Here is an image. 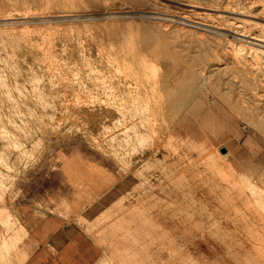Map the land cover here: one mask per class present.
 Wrapping results in <instances>:
<instances>
[{
	"label": "rangeland",
	"instance_id": "rangeland-1",
	"mask_svg": "<svg viewBox=\"0 0 264 264\" xmlns=\"http://www.w3.org/2000/svg\"><path fill=\"white\" fill-rule=\"evenodd\" d=\"M251 2L0 0V264L34 250L35 208L82 226L92 264H264Z\"/></svg>",
	"mask_w": 264,
	"mask_h": 264
},
{
	"label": "crops",
	"instance_id": "crops-1",
	"mask_svg": "<svg viewBox=\"0 0 264 264\" xmlns=\"http://www.w3.org/2000/svg\"><path fill=\"white\" fill-rule=\"evenodd\" d=\"M35 208L21 217L34 250L23 264H92L98 247L78 223Z\"/></svg>",
	"mask_w": 264,
	"mask_h": 264
},
{
	"label": "bare ground",
	"instance_id": "bare-ground-1",
	"mask_svg": "<svg viewBox=\"0 0 264 264\" xmlns=\"http://www.w3.org/2000/svg\"><path fill=\"white\" fill-rule=\"evenodd\" d=\"M98 1H99V0H98ZM228 1H230V0H228ZM250 1H251V0H250ZM254 1H255V0H253V2H254ZM256 1H257V0H256ZM171 2H172V1H171ZM248 2H249V1H248ZM253 2H251L250 4H253ZM225 3H226V2H225ZM229 3H230V2H229ZM229 3H227V4L229 5ZM188 4H189V3H188ZM261 4H262V3H261ZM183 5H184V3H183ZM190 5H191V3H190ZM193 5H194V4H193ZM228 5H227V6H228ZM234 5H235V4H234ZM188 6H189V5H188ZM207 6H209V5H207ZM215 6H216V5H215ZM225 6H226V5H225ZM237 6H238V5H237ZM255 6H256V5H255ZM211 7H212V6H211ZM216 7L219 8L218 6H216ZM228 7H230V6H228ZM201 8H202V7H201ZM207 8H208V7H207ZM220 8H221V7H220ZM235 8H236V7H235ZM235 8H233V9L235 10ZM210 9H211V8H210ZM260 9H261V10H260V13H263V14H264V6H260ZM197 10H198V9H197ZM204 10H205V9H204ZM215 10H216V9H215ZM215 10H214V11H215ZM217 10L219 11L220 9H217ZM226 10H227V9H226ZM226 10H225V9H223V10L221 9L220 11L223 12V11H226ZM234 10H233V13H234ZM238 10H239V13H240V10H241V9H237V11H238ZM210 11H211V10H210ZM210 11H208V12H210ZM218 11H217V12H218ZM220 11L218 12L219 14H220ZM228 11H229V10H228ZM242 11H243V10H242ZM242 11H241V12H242ZM249 11H250V10H249ZM254 11L256 12V9H255ZM257 11H258V10H257ZM204 12H206V11H204ZM208 12H207V14H208ZM230 12H231V11H230ZM235 12H236V11H235ZM245 12H246V9L244 10V13H245ZM139 13H140V12H139ZM153 13H155V12H153ZM228 13H229V12H228ZM239 13H237V14L239 15ZM244 13H241V14L243 15ZM102 14H103V13H102ZM104 14H105V13H104ZM204 14H205V13H204ZM210 14H211V13H210ZM231 14H232V12H231ZM263 14H262V15H263ZM67 15H68V14H67ZM71 15H72V14H71ZM75 15H76V14H75ZM90 15H91V14H90ZM162 15H163V14H162ZM162 15H161V16H162ZM244 15H245V14H244ZM255 15H256V13H255ZM255 15H254V16H255ZM9 16H10V15H9ZM26 16H27V15H25L24 18H25ZM63 16H65V15H63ZM68 16H69V15H68ZM94 16H95V15H94ZM182 16H185V15H182ZM224 16H225V15H224ZM247 16H250V15L248 14ZM251 16H252V15H251ZM256 16H258V14H257ZM256 16H255V17H256ZM263 16H264V15H263ZM7 17H8V16H7ZM22 17H23V16H22ZM56 17H57V16H56ZM150 17H151V16H150ZM155 17H156V16H155ZM165 17H168V16H165ZM165 17H164V18H165ZM172 17H173V16H172ZM186 17H187V14H186ZM238 18H239V17H238ZM238 18H237V20L240 21L242 24H245V25H248V22H251V21H248V20H247L248 22L245 21V20H239ZM249 18H250V17H249ZM251 18H252V17H251ZM25 19H26V18H25ZM162 19H163V18H162ZM170 19H171V18H170ZM230 19H231V18H230ZM235 19H236V18H235ZM241 19H242V18H241ZM245 19H246V18H245ZM258 19H259V17H258ZM167 20H168V19H167ZM164 21H165V20H164ZM184 22H185V21H184ZM232 22H233V21H232ZM234 23H235V21H234ZM234 23H233V24H234ZM241 23H240V24H241ZM242 24H241V25H242ZM250 24H251L253 27L255 26L256 29L258 30V31H257V30L255 29V30L257 31V33H256V35H255V34L252 35L251 38H252V39L259 40V41H262L263 44H264V24H261V23H259V22H257V21H252L251 23H249V25H250ZM238 25H239V24H238ZM241 25H240V26H241ZM238 27H239V26H238ZM245 28H246V27H245ZM252 29H253V28H252ZM244 31L246 32V30H244ZM238 32H241V31H238ZM235 33H236V32H235ZM241 33H243V32H241ZM241 35H242V34H241ZM243 35H244V34H243ZM203 36H204V35H203ZM245 36H247V35H245ZM260 43H261V42H260ZM252 45H253V44H252ZM250 46H251V45H250ZM250 46H249V47H250ZM237 48H238V47H237ZM251 48H252V47H251ZM253 48H254V47H253ZM258 48H259V47H258ZM244 49H245V48H244ZM261 49H262V48H261ZM153 50H154V49H153ZM253 50H254V52L258 53L260 49H253ZM233 51H234V50H233ZM239 51H240V50H239ZM239 51H237L238 54H239ZM223 52H224V51H223ZM242 52H243V51H242ZM244 52H245V51H244ZM249 52H250V51H249ZM261 52H262V50H261ZM236 55H237V54H236ZM239 55H240V54H239ZM248 55H249V53L247 54V59L250 57V56L248 57ZM257 56H258V55H257ZM258 57H259V56H258ZM251 59H252V58H251ZM245 60H246V59H245ZM224 62H225V61H224ZM251 66H252V65H251ZM253 67H255V66H253ZM259 69H260V68H259ZM201 70H202V69H201ZM194 77H195V76H194ZM263 77H264V76H263ZM263 83H264V81H263ZM138 107H139V106H138ZM136 109H137V108H136ZM136 112H137V111H136ZM136 114H137V113H136ZM124 117H125V116H124ZM134 118H135V117H134ZM139 120H140V119H139ZM182 120H183V119H182ZM183 121H184V120H183ZM260 123H262V122H260ZM256 124H257V123H256ZM258 125H259V124H258ZM258 125H256V126L258 127ZM259 126H260V125H259ZM133 127H134V126H133ZM263 127H264V126H263ZM130 128H131V127H130ZM258 129H260V128H258ZM129 131H130V130H129ZM261 132H262V131H261ZM139 134H140V133H139ZM206 153H207V152H206ZM203 156H204V155H203ZM203 156H202V157H203ZM198 160H199V159H198ZM185 165H186V164H185ZM189 167H190V166H189ZM183 170H184V169H183ZM183 170H182V172H183ZM230 171H231V170H230ZM178 174H179V173H177L176 175H178ZM182 174H183V173H182ZM176 175H175V176H176ZM180 176H181V175H180ZM180 176H179V177H180ZM183 176H184V175H183ZM173 177H174V176H173ZM173 177H172V178H173ZM234 177H235V176H234ZM172 178H170V179H172ZM176 178H177V176H176ZM182 179H183V178H182ZM170 181H173V180H170ZM168 182H169V181H168ZM215 186H216V185H215ZM253 186H255V185L253 184ZM212 189H213V188H212ZM244 191H245V190H244ZM251 192H252V191H251ZM244 193H245V192H244ZM149 194H150V193H149ZM248 198H249V197H248ZM229 199H230V198H229ZM254 199H255V198H254ZM261 200H262V199H261ZM159 201H160V200H159ZM162 201H163V200H162ZM155 202H157V201L155 200ZM261 202H262V201H261ZM158 203H159V202H158ZM224 204H225V203H224ZM230 204H231V203H230ZM261 204H262V203H261ZM261 204H260V205H261ZM248 205H250V202L248 203ZM263 205H264V203H263ZM131 206H134V205L131 204ZM234 206H235V205H234ZM250 206H251V205H250ZM140 207H141V205H140ZM129 208H132V207H129ZM133 208H134V207H133ZM133 208H132V210L136 209V208H134V209H133ZM137 208H138V206H137ZM235 208H236V207H235ZM235 208H234V209H235ZM0 209H1V208H0ZM4 209H6V208L4 207ZM142 209H143V208H142ZM128 210H129V209H128ZM128 210H127V211H128ZM1 211L3 212V210H1ZM6 211H7V210H6ZM124 211H126V210H124ZM143 211H144V210H143ZM239 211H240V210H239ZM2 212H0V213H2ZM4 212H5V211H4ZM4 212H3V213H4ZM133 212H135V211H133ZM138 212H139V210H138ZM234 212H235V211H234ZM258 212H259V211H258ZM5 213H6V212H5ZM123 213H124V212H123ZM125 213H126V212H125ZM127 213H128V212H127ZM129 213H130V212H129ZM135 213H136V212H135ZM135 213H134V214H135ZM241 213H242V212H241ZM117 214H118V213H117ZM140 214H141V213H140ZM144 214H146V213H144ZM263 214H264V213H263ZM120 215H122V213H121ZM130 215H131V214H130ZM234 215H235V213H234ZM238 215H239V214H238ZM258 215H259V214H258ZM122 216H123V215H122ZM134 216H135V215H134ZM136 216L138 217L139 215L136 214ZM141 216H142V215H141ZM260 216H262V215L260 214ZM117 217H118V215H117ZM129 217H130V216H129ZM142 217H143V216H142ZM234 217H235V216H234ZM240 217H241V216H240ZM132 218H133V216H132ZM139 218H140V217H139ZM147 218H148V217H147ZM246 218H247V217H246ZM112 219H114V217H112ZM112 219H111V220H112ZM115 219H116V217H115ZM122 219H123V218H122ZM111 220H110V221H111ZM123 220H125V219H123ZM131 220L133 221V219H131ZM134 220H135V219H134ZM144 220H145V219H144ZM144 220H143V221H144ZM237 220H238V219H237ZM110 221H108V224H109V225H111V224L109 223ZM113 221H114V220H113ZM113 221H111V222H113ZM126 221H128V219H127ZM243 221H244V220H243ZM114 222H115V221H114ZM124 222H125V221H124ZM141 222H142V221H141ZM146 222H147V221H146ZM146 222H145V223H146ZM120 223H121V222H120ZM148 223H149V222H148ZM118 224H119V223H118ZM119 225H120V224H119ZM119 225H118V226H119ZM123 226H124V225H123ZM121 227H122V225H121ZM97 229H98V228H97ZM127 229H128V228H127ZM248 229L250 230L251 228L248 227ZM107 230H108V229H107ZM251 230H252V229H251ZM127 231H128V230H127ZM129 231H130V230H129ZM153 231H154V230H153ZM155 231H156V230H155ZM159 233H160V232H159ZM210 233H211V232H210ZM246 233H247V232H246ZM251 233L254 234L255 232L253 233V232L251 231ZM251 233H250V234H251ZM161 234H162V233H161ZM212 234H213V233H212ZM255 234H256V233H255ZM255 234H254V235H255ZM254 235H253V236H254ZM213 236H214V235H213ZM120 237H122V236H120ZM148 237H149V236H148ZM158 237H159V236H158ZM249 237H250V236H249ZM255 237L257 238L256 235H255ZM116 238H117V237H116ZM146 238H147V237H146ZM217 238H218V237H217ZM250 238H251V239H252V238L254 239V237H250ZM152 239H153V238H152ZM154 239H155V238H154ZM11 240H12V239H11ZM14 240H15V239H14ZM135 240H136V238H135ZM15 241H16V240H15ZM116 241H117V240H116ZM136 241H137V240H136ZM149 241H150V240H149ZM258 242H259V240H258ZM17 243H18V242H17ZM105 243H106V241H105ZM259 243H260V242H259ZM263 243H264V241H263ZM4 244H5V246L7 245L6 242H5ZM116 244H117V243H116ZM117 245H118V244H117ZM120 245H121V244H120ZM5 246H3V247H5ZM7 246H8V245H7ZM11 246H12V245H11ZM15 246H16V245H15ZM130 246H131V245H130ZM3 247H2V248H3ZM6 248H7V247H6ZM123 248H124V247H123ZM259 248H260V247H259ZM261 248H262V246H261ZM9 249H10V248H9ZM9 249L7 248L6 250H9ZM121 249H122V247H121ZM256 249H257V248H256ZM262 249H263V248H262ZM262 249H261V251H262ZM3 250H5V248H4ZM20 250H21V249H20ZM258 250L260 251V249H258ZM125 251H127V249H125ZM263 251H264V249H263ZM5 252H6V251H5ZM8 252H9V251H8ZM127 252H128V251H127ZM6 253H7V252H6ZM6 253H5V256H4L5 258H6V256L8 257V255H6ZM19 253H20V252H19ZM25 253H27V252H25ZM125 253H126V252H125ZM118 254H120V252H119V253L117 252V255H118ZM138 254H139V253H138ZM258 254H260V253H258ZM261 254H262V253H261ZM0 255H1V254H0ZM24 255H27V254H24ZM24 255H21V256H24ZM120 255H121V254H120ZM121 256H122V255H121ZM260 256H261V255H260ZM263 256H264V255H263ZM1 257H2V256H1ZM26 257H28V255H27ZM118 257H119V256H118ZM112 258H113V257H112ZM127 258H128V257H127ZM261 258H262V257H261ZM21 259H22V258H21ZM21 259H20V261H21ZM131 259H132V258H131ZM131 259H129V260H131ZM134 259H135V258H133L132 261H133ZM3 260H4V259H3ZM23 261H24V260H23ZM139 261H140V260H139ZM3 262H5V261H3ZM120 262L122 263V261H120ZM21 263H22V262H21ZM134 263H136V262H134ZM122 264H123V263H122ZM125 264H126V262H125ZM132 264H133V263H132Z\"/></svg>",
	"mask_w": 264,
	"mask_h": 264
}]
</instances>
